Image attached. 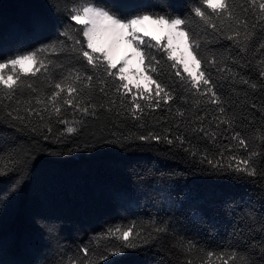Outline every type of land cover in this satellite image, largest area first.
I'll use <instances>...</instances> for the list:
<instances>
[{
    "label": "trees",
    "instance_id": "16d2710c",
    "mask_svg": "<svg viewBox=\"0 0 264 264\" xmlns=\"http://www.w3.org/2000/svg\"><path fill=\"white\" fill-rule=\"evenodd\" d=\"M67 3L68 0H0V60L18 51L55 43L57 39L71 44V40L59 35L69 23L61 11ZM95 3L129 14L147 12L184 17L195 0H95ZM229 3L251 22L256 10L242 12L248 7L247 0H229ZM214 22L219 26L220 21ZM228 23L224 24L225 36L230 31ZM187 27L200 34L202 42L215 37L208 47L223 53L225 58L239 52L232 47V41L213 33L212 29H206L208 35L205 36L198 18ZM67 30L73 38L80 36L72 29ZM151 51L160 60L159 64H154L157 71L151 75L165 85L173 97L167 103L163 94L155 97L154 86L151 90L140 89L144 94L142 98L135 87L131 92L121 89L117 93L118 79L113 81L111 77L102 76L104 82L101 83L94 76L90 87L76 83L74 86L80 94H73L74 104L95 105L94 109L89 107V113L94 112V115H82L64 105L65 92L57 104L61 106L59 118L66 120L67 125L58 123L54 114L48 120L49 106V112L43 113L44 121L33 115L30 127L36 128L35 133L25 130L17 137L2 134L4 147L18 143L30 147L35 156L27 171L0 176V264H55L60 255L58 249L71 255L78 246L94 241L106 229L130 222L150 228L154 223L166 221L176 227L199 246L181 256L182 260L190 257L193 264H200L204 256L200 248H227L237 240L260 239L258 221L264 216V199L261 198L264 180L213 175L207 164L199 163V157L194 161L190 157L182 159L184 154L177 153L163 140L164 136L175 139L178 134H184L192 137L203 150L204 141L195 140L192 128L200 126L198 116L207 113L210 120L211 114L218 113H214L215 106L208 104L205 97L186 83L188 77L181 65L177 68L184 76L183 81L175 75L177 68L171 67L173 62L167 60L162 50ZM201 55H204L203 47ZM261 58L259 55L253 58L250 52L247 59L241 61L246 66H230L234 72L259 83L256 60ZM248 59L252 60L251 64ZM64 63L67 66V60ZM62 74L64 69L54 63L47 73L22 76L24 84H32L36 91L25 86L17 90L11 102L3 100L0 108L4 105L16 108L19 101L22 110L31 100L32 107L43 109L44 105H36L35 99L46 100ZM218 82L224 83L228 94L237 101L232 110L242 116L255 117L251 125L244 121L243 126L235 130L247 140L250 151L261 153L254 158L259 167L264 159V132L259 130L261 116L251 105L257 108L264 105V90L253 91L240 84L239 77L234 85L228 80ZM69 83L65 81L66 85ZM6 91L0 90V97H4ZM133 95L136 101H132ZM134 103H139L142 109L137 112L139 119L131 115ZM68 126L77 131L68 134ZM150 132L161 136V142L138 139ZM233 150L237 155H246L243 149L237 151L234 147ZM215 152L213 149L210 158ZM222 163L229 161L225 158ZM100 247L102 249L103 244ZM257 249L259 251V245ZM110 259L117 264H146L153 255L130 251Z\"/></svg>",
    "mask_w": 264,
    "mask_h": 264
},
{
    "label": "snow or ice",
    "instance_id": "6c2138e0",
    "mask_svg": "<svg viewBox=\"0 0 264 264\" xmlns=\"http://www.w3.org/2000/svg\"><path fill=\"white\" fill-rule=\"evenodd\" d=\"M247 2L248 7L242 9L243 13H247L249 9L256 10L252 13L251 22L246 15L238 14L236 7L231 5L229 0H195L191 11L184 17L147 12L129 14L97 4L95 0H68L61 11L68 18L67 29L80 33L79 37L73 38L66 29L59 35L67 37L72 41L71 44L57 39L55 43L50 42L36 49L18 51L0 60V90H7L6 95L0 97V103L5 99L11 102L17 90L25 86L33 92L36 91L32 84H24L21 80L22 76L35 77L41 71L47 73L54 63L57 68L64 69L61 80L54 84L55 90L46 100L35 99L36 105H44L43 109L32 107L31 100L22 110L19 107V101L16 108H9L6 105L0 108V176H7L9 173L19 175L27 171L35 156L30 147L25 148L18 143L4 147L2 134L17 137L25 130L35 133L36 128L30 127L33 115L40 121H44L43 113L49 112V106H51V112H49L48 120H51L54 114L58 118V123L67 125L66 120L59 118L61 106L57 104V101L62 93L67 94V98L63 99L64 105L75 108L82 115H94V112L89 113V107L94 109L95 105L80 107L79 103L74 104L73 94L77 96L80 94V90L74 86L76 83H84L90 87L94 76L101 83L104 82L101 79L102 76L111 77L113 81L117 79L120 81L116 87L117 93L121 89L128 93L131 92L132 87H135L144 98L138 82L143 79L147 82L148 90L154 86L155 97H161L163 94L165 103L171 100L173 97L166 90L165 85L151 75L152 72L157 71L154 64L160 62L151 51L156 49L162 50L167 60L173 62L171 67L182 66L183 73H186L188 77L186 83L200 96L205 97L208 104L215 106L214 113H218L211 114L210 120L207 113L204 116H198L200 126L192 128L195 140L204 141L203 150L198 143H194L192 137L184 134H178L175 139L164 136L163 140L177 153H183L182 159L190 157L194 161L199 157V163L207 164L213 175H225L229 178L259 177L264 180V159H261L259 167L254 159L261 153L255 150L250 151L247 140L240 131L235 130L237 127H242L244 121L251 125L255 117L242 116L232 110L237 101L228 94L225 84L218 82V80H228L230 85H234L239 77V83L253 91L257 88L264 90V51H262L264 50V0H247ZM196 18L204 26L205 36L208 35L206 29L219 33L220 36L233 42L232 47L239 49L237 55H229L225 58L223 53L208 47L214 42L215 37L202 42L201 35L187 27ZM217 20L220 21L219 26L214 22ZM225 21L229 22L230 30L226 36L223 31ZM77 25L80 27L77 28ZM150 27L153 31L149 30ZM153 32L161 33V35L153 34ZM202 47L203 56L201 55ZM250 52L253 58L257 55L262 57L256 60L259 83L234 72L230 66H246L241 61L247 59ZM65 60L68 62L67 66L64 63ZM133 61L139 67L135 71H130ZM247 62L251 64L252 60L248 59ZM118 64L120 66L117 68ZM113 69L117 71L113 72ZM175 75L184 80L178 68ZM132 78H135V83ZM65 81L71 83L66 85ZM100 91H103V88ZM21 95H23L22 92ZM136 99L137 97L133 95L132 101ZM251 108L256 109V112L260 114L262 123L259 130L264 132V105L257 108L255 104H252ZM138 111H142L141 106L139 103H134L131 110L133 119L140 118L137 115ZM178 114L184 115L183 112ZM192 123L195 124L196 121ZM205 123L208 127H204ZM76 131L77 129L73 126L66 127L68 134ZM48 132L51 133L50 127ZM44 139L47 140L48 136H44ZM138 139L143 142L155 140L159 143L162 138L150 132L148 135H140ZM232 142H235V145ZM234 147L237 151L243 149L246 155H237L233 150ZM213 149L216 152L210 158ZM226 153L227 156H225ZM225 158L229 163H222ZM261 198L264 199V187L261 188ZM258 223L260 225L259 240L254 238H248L246 241L237 240L227 248L213 249L211 246L200 248L199 251L204 253L200 264H264V216ZM251 230L256 231V229ZM101 244H103L102 249ZM257 245H259V251ZM198 247L184 233L166 221L154 223L150 228L142 223L130 222L127 225H114L106 229L94 241L78 246L71 255H65L58 249L60 255L55 264H103L104 261H108V264H117V261L110 258L123 256L130 251L144 256L152 253L153 259L146 264H193L190 257L182 260L181 256L192 253Z\"/></svg>",
    "mask_w": 264,
    "mask_h": 264
},
{
    "label": "rangeland",
    "instance_id": "374dc122",
    "mask_svg": "<svg viewBox=\"0 0 264 264\" xmlns=\"http://www.w3.org/2000/svg\"><path fill=\"white\" fill-rule=\"evenodd\" d=\"M149 30L150 31H153L151 27H150ZM153 34L161 35V33H156V32H153ZM145 38L147 39L148 37H145ZM153 43H155V41H153ZM121 51H123V49H121ZM177 55H179V54H177ZM118 66H120V65L118 64ZM137 67H139V66L137 65V63L135 61H133L132 62V66L130 68V71H135L137 69ZM25 68H27V66H25ZM132 79H133V81L135 83L136 82L135 81V78H132ZM138 82L140 84V89H142V90H148V88H147V82L146 81H144L143 79H141Z\"/></svg>",
    "mask_w": 264,
    "mask_h": 264
}]
</instances>
